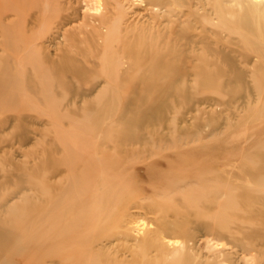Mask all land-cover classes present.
Returning a JSON list of instances; mask_svg holds the SVG:
<instances>
[{
	"label": "bare ground",
	"instance_id": "1",
	"mask_svg": "<svg viewBox=\"0 0 264 264\" xmlns=\"http://www.w3.org/2000/svg\"><path fill=\"white\" fill-rule=\"evenodd\" d=\"M258 94L264 0H0V264H264Z\"/></svg>",
	"mask_w": 264,
	"mask_h": 264
},
{
	"label": "rangeland",
	"instance_id": "2",
	"mask_svg": "<svg viewBox=\"0 0 264 264\" xmlns=\"http://www.w3.org/2000/svg\"><path fill=\"white\" fill-rule=\"evenodd\" d=\"M206 95H208V96L210 95L209 97H212V99H214V100L209 99L210 102H213L214 103V106H213L214 108H216V109L217 108L218 109H223V114H227V112H229V111L230 112L231 111H237L236 114H238V112H239V114L244 113V111L241 112V109H243V105H245V103H247L246 102V99H248V98H245V97H239V98L237 97L236 98V101L232 102L231 105H229V107H226V105L224 103H219V102H221L219 99L220 98H222V99H228L230 95L227 92H221L220 93L218 91L212 90V91L208 92ZM258 96H259V94L256 97V99H257L256 100V103H255V101H252L253 102V105H257L258 108L260 109V111L262 113H264V95H262V97H260V98H258ZM252 98H255V96H252ZM121 103H125V102H121ZM209 103H207V104H209ZM207 104H202V105H199V106H206L207 108H210V107H208ZM183 108L179 107V109L180 110L182 109V111L184 110ZM178 114H179L178 116L181 117L182 114L180 112ZM198 114L201 115V112L198 111V110H196V109L193 110L192 112L186 114L185 116H188L189 117V120H188L187 123H182V124H189L191 121H195V119L194 118L192 119V117L194 115H198ZM262 120H264V116H263ZM246 125H247V123L246 124H243V126H246ZM258 125L259 126L264 125V122H262L261 124H258ZM254 129H256V127L255 128L254 127L250 128V131L249 132L254 131ZM224 130H226V127H221V128H219V130H217V133H222ZM42 136L43 135H39V138H42ZM40 142H41V140H40ZM33 145H34V142L33 143H30L29 145H27L26 148H30ZM19 156H18V158H19ZM202 247L204 249H206V245L205 244H203ZM26 248L23 247V246H21L18 243H14V245L11 248L9 247V248L6 249L5 256L7 255L8 257H1V258H5V259L9 260L10 261L9 264H28V261H23L20 258L21 253L24 252L26 250ZM55 262H56L55 264H61V262H60L59 259H56ZM239 263L240 264H244V262L242 260H240Z\"/></svg>",
	"mask_w": 264,
	"mask_h": 264
}]
</instances>
